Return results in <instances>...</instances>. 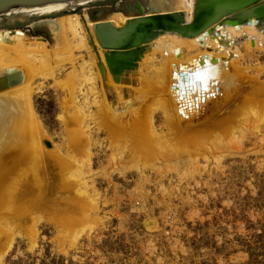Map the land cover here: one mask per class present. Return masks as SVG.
Segmentation results:
<instances>
[{"label": "bare ground", "instance_id": "1", "mask_svg": "<svg viewBox=\"0 0 264 264\" xmlns=\"http://www.w3.org/2000/svg\"><path fill=\"white\" fill-rule=\"evenodd\" d=\"M116 1L114 5L94 7L85 3L91 0H79L59 9L56 16L14 28L0 27V264L17 236L26 235L35 243L40 213L55 223L63 239L70 238L72 242L91 228L90 206L95 207V203L85 178L92 166L90 128L85 124L90 115L78 106L74 109L75 117L69 124L72 127L67 128L77 134V139L68 140L64 148H59L46 139L33 100L32 83L36 76H54V68L64 58H75L74 50L85 51L87 59L82 58L78 70L72 73L81 82L71 80L72 85L62 88L63 103L77 100L75 91L82 83L90 84L89 89L97 97L93 84L97 69L105 88L104 92L101 89L103 106L99 113L103 129L112 141L124 136L132 142L127 149L135 158L142 153L173 156L181 148L190 156L192 149L185 144L212 135L214 126L219 124L213 122L215 115L227 111L225 108L236 97L235 91L241 92L247 86L258 96L264 93V84L257 82V77H252L255 82L252 79L249 84L251 78H245L244 67L239 70L236 66L242 56L240 44L249 52L264 45V0H247L240 7L237 3L242 0H210L206 6L212 9L206 21L202 20L191 33L154 25L135 33L139 35L138 43L104 45L97 35L101 24L108 26L102 29L104 38L124 34L128 37L130 31H116L141 17L159 16L185 28L194 23L199 0H136L143 6L141 14L135 9L123 12ZM134 3H129L130 7ZM78 5L80 12L76 11ZM109 6L113 8L109 10ZM225 7H229L227 11ZM64 10L67 12L62 13ZM95 10L102 12L94 18ZM44 21L51 28L57 47L24 29V25L33 27ZM120 39L121 36L113 38L118 42ZM156 54L162 57L156 68L160 73L150 70L148 74L149 66H154L150 60ZM41 68L45 73H40ZM130 96L131 99L127 98ZM121 104H125L124 110L120 109L124 106ZM152 105L160 108L162 125H166L167 131L164 134L158 132L157 108ZM252 110L251 120L261 122L256 125L259 132L264 124V110ZM131 113L133 118L123 123ZM241 118L245 121L244 116ZM128 127L132 131L124 132ZM195 158L189 160L193 162ZM56 178L61 189L57 192L66 193L61 199L49 195L52 188L55 194L57 185L52 187L51 182ZM71 189L76 196L71 195Z\"/></svg>", "mask_w": 264, "mask_h": 264}, {"label": "rangeland", "instance_id": "2", "mask_svg": "<svg viewBox=\"0 0 264 264\" xmlns=\"http://www.w3.org/2000/svg\"><path fill=\"white\" fill-rule=\"evenodd\" d=\"M125 1L136 0H117L115 4L121 6ZM24 29L57 47L47 22L25 25ZM239 46L242 56L236 66L239 70L244 67L245 78H251L249 84L252 77L264 84V45L251 52ZM73 52L72 61L64 58L54 68L56 78L48 74L36 76L33 100L46 139L59 148L77 139V134L68 130L75 117L74 109L78 106L90 115L85 124L90 128L92 166L85 178L95 203V207L90 206L91 228L72 242L70 238L63 239L55 223L40 213L35 245L26 235L17 236L1 264H264V124L257 132L256 125L261 122L251 120L252 109L264 110V93L258 96L247 86L241 92L235 91L227 111L213 113V122L219 124L212 135L185 144L192 149L190 156L181 148L173 156L142 153L135 158L129 149L132 142L124 136L112 141L103 129L99 113L105 88L97 69L93 83L97 97L89 89L90 84L82 83L75 91L77 100L63 103L62 88L72 85V81L81 82L72 73L78 70L82 58L87 59L85 51ZM153 58L150 62L154 66L146 67L148 74L159 72L156 68L162 57L156 54ZM40 73H45L43 68ZM121 105L124 110L125 104ZM150 107L157 108L158 132L166 133L160 108ZM132 116L133 113L127 115L123 123ZM130 130L128 127L123 131ZM167 137L174 143L168 134ZM194 156L191 162L189 157ZM58 180L51 182L52 187L57 185L56 195L51 192L53 188L49 195L61 199L66 193L57 192L61 190ZM73 190L71 195L76 196Z\"/></svg>", "mask_w": 264, "mask_h": 264}, {"label": "water", "instance_id": "3", "mask_svg": "<svg viewBox=\"0 0 264 264\" xmlns=\"http://www.w3.org/2000/svg\"><path fill=\"white\" fill-rule=\"evenodd\" d=\"M77 1L79 0H0V27L14 28V27L22 26L23 24L30 21H34L48 16H56L57 15L56 13L59 9ZM114 1L115 0H97L95 2H90V5L94 7L103 6L105 4L114 5ZM245 1L247 2V0H242L241 2L237 3L238 6L240 7L241 5H244ZM207 2H210V0L198 1L197 12L195 15L194 23L189 27L187 26L184 28L177 24L175 25L173 23L165 21V18L159 16H151L144 18L141 17L132 20L128 22V24L122 30L116 31V33H118L121 31L125 32L128 30V32L130 31V33H128L129 34L128 37L126 36V34H124V35H117L112 38L111 37L104 38V36H102V29L108 27L106 24H101L98 27L97 35L99 40L104 45H111L113 42L114 45L122 46L123 43L127 45L138 43L139 35H135V33L140 32L141 29H143L144 27L151 28L154 25L161 27L172 26L178 28V30L191 33L199 28V25L202 22V20L206 21L205 19L208 17L207 15L208 13H210L209 11H211L212 9V8H210V10L207 9L206 6ZM228 8L229 7H227L225 11H227ZM131 9H135V11L139 12L140 14L143 12V6H141V4H139L136 1L133 7H130L129 2H124V4H121V10H123V12H128ZM76 11L80 12L81 6L79 5L76 6ZM221 11L225 12L224 9H222ZM64 12H67V10H64L62 13ZM101 12L102 11L100 10L93 11V17L95 18L99 16L98 14H100ZM217 12L218 9H216L215 13ZM118 36L122 37V39H120L119 42L113 40V38H118Z\"/></svg>", "mask_w": 264, "mask_h": 264}]
</instances>
